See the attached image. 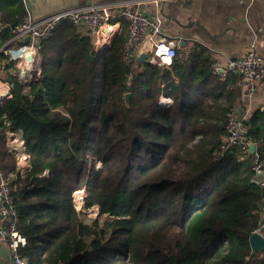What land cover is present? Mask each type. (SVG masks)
<instances>
[{"label": "trees", "instance_id": "16d2710c", "mask_svg": "<svg viewBox=\"0 0 264 264\" xmlns=\"http://www.w3.org/2000/svg\"><path fill=\"white\" fill-rule=\"evenodd\" d=\"M5 2L0 48L27 14ZM125 31L123 23L97 53L91 37L63 20L42 44L41 78L28 86L5 80L13 87L0 109V166L17 175L21 257L26 264H264V251L250 245L264 225L254 157L240 147L214 155L229 112L241 104L240 76L222 81L199 44L169 69L126 64ZM162 96L175 100L167 111ZM246 122L264 162V109ZM8 137L25 143L23 174ZM83 190L86 211L78 212L74 196Z\"/></svg>", "mask_w": 264, "mask_h": 264}, {"label": "built area", "instance_id": "2783aa9c", "mask_svg": "<svg viewBox=\"0 0 264 264\" xmlns=\"http://www.w3.org/2000/svg\"><path fill=\"white\" fill-rule=\"evenodd\" d=\"M163 1L165 0H113L105 4L66 9L45 19H36L31 13H27L22 22L13 30V38L0 48V58L2 55L7 58V62L0 59V109L12 98V86L10 82L4 80L6 75L16 77L26 86L33 80L41 78L40 51L42 44L63 20L75 25L83 36L91 37L94 42V50L97 53L101 52L98 47L106 37V29L122 26L125 23L126 31L122 53L126 64L136 63L137 58L143 53L149 54L147 64L152 65L168 67L175 59L188 61L191 49H181L176 42L166 38L161 32L159 21L149 17L140 8L141 5L147 3L159 6ZM113 34L110 35L109 45L117 36V34ZM147 42L150 43L151 49ZM146 48L150 50H146ZM10 64H12V69L9 70L7 65ZM213 71L222 81H225L231 74L240 76L241 80L237 84L242 90L243 99H251L258 86L264 87V56L257 51L256 38L253 39L249 51L244 56L230 60L225 67L215 63ZM160 104L163 110L169 108L167 104L162 102ZM228 117L227 136L214 153L217 157L226 155L233 147H240L247 151L252 144L244 126L245 115L242 113V116H238L236 110L231 109ZM11 140H15L19 144L15 149L20 157L19 160L25 161L29 165V155L25 150V143L15 138H11ZM18 150L21 154L18 153ZM253 157L255 178L261 177L264 173V162L260 161L257 149ZM18 166L22 174L29 168V166L23 168L19 162ZM16 180L15 173L4 174L0 166V239L8 245L15 264H26L19 253L20 247L25 246L27 240L17 229ZM256 232L264 235V225Z\"/></svg>", "mask_w": 264, "mask_h": 264}, {"label": "crops", "instance_id": "0c3cea01", "mask_svg": "<svg viewBox=\"0 0 264 264\" xmlns=\"http://www.w3.org/2000/svg\"><path fill=\"white\" fill-rule=\"evenodd\" d=\"M29 1L31 9L25 0H6L5 5L13 4V11L25 10L36 19H45L66 9L105 4L113 0ZM140 8L149 17L159 21L162 34L176 42L179 48L192 49L195 44L202 45L213 54L215 63L221 67H225L230 60L244 56L254 38L257 40L258 53L264 56V0H165L159 6L147 3ZM112 29L118 35L122 26ZM106 40L105 38L102 47H99L100 51L105 46H110L106 45ZM147 45L151 49L149 42ZM149 48L146 50H150ZM170 66L161 67L169 69ZM7 77L8 75L4 80ZM174 81L177 83L179 79L174 76ZM239 99L243 107L237 104V115L242 116L243 113L247 120L258 109H264V87L256 91L249 103L245 102L243 95ZM161 102L169 108L175 104V100L164 96L161 97ZM18 153L21 154L20 151ZM28 166L27 162H22L23 168ZM259 180L264 185V173ZM0 264H15L11 250L1 239Z\"/></svg>", "mask_w": 264, "mask_h": 264}, {"label": "water", "instance_id": "95a60500", "mask_svg": "<svg viewBox=\"0 0 264 264\" xmlns=\"http://www.w3.org/2000/svg\"><path fill=\"white\" fill-rule=\"evenodd\" d=\"M27 3V6L31 9V4L29 0H25ZM109 46H105L101 52H104ZM148 58H149V54L148 53H143L141 54L138 58H137V63H148ZM90 61H93V57H90ZM13 87V85H11ZM130 99H131V94H126L125 95V100H126V105H129L130 103ZM1 106V105H0ZM247 122L246 120L244 121V126H246ZM256 149L257 146L255 143H252L248 150H247V154L251 157H253L256 153ZM255 183L257 184H261L260 180H259V176H257V178H255L253 180ZM85 199H86V190L84 191V193L82 195H79V200L82 202H78L79 206H78V211L82 212L84 210V206H85ZM262 207L264 208V205H262ZM250 245L252 248L253 253H259L264 251V235H262L259 232H255L251 238H250Z\"/></svg>", "mask_w": 264, "mask_h": 264}, {"label": "rangeland", "instance_id": "374dc122", "mask_svg": "<svg viewBox=\"0 0 264 264\" xmlns=\"http://www.w3.org/2000/svg\"><path fill=\"white\" fill-rule=\"evenodd\" d=\"M109 40H110V39H108V40H106V41L109 42ZM112 41H113V40H112ZM112 41L110 42V45H111ZM106 45H107V44H106ZM100 46L102 47V44H101ZM100 46H99V47H100ZM99 47H98V49H100ZM259 88H261V87L258 86V87H257V90H258ZM253 95H255V93H254ZM250 100H251V99H246L245 102H246V103H249ZM167 110H168V109H167ZM167 110H165V111H167ZM8 138H9V137H8ZM16 139L19 140L18 138H16ZM17 146H18V144L16 143L15 140H11L10 138L8 139V147H9L13 152H15V149L17 148ZM17 158H18V162H19V164L22 165V161L19 160L20 157H17ZM17 165H18V163H17ZM99 165L101 166V164H99ZM18 168H19V166H18ZM78 193H79V195H82V194L84 193V190L81 191V192H78ZM78 193H76L75 196H74L77 211H78L79 203L82 202V201L79 200ZM78 202H79V203H78ZM84 211H86V210L84 209ZM78 212H79V211H78ZM80 212H81V211H80ZM89 213H90V215H91L92 217L97 216V213H96V212H93L92 210H89Z\"/></svg>", "mask_w": 264, "mask_h": 264}, {"label": "bare ground", "instance_id": "6f19581e", "mask_svg": "<svg viewBox=\"0 0 264 264\" xmlns=\"http://www.w3.org/2000/svg\"><path fill=\"white\" fill-rule=\"evenodd\" d=\"M116 29H117V28H116ZM114 32H115V29H112V30H111V29H106V31H105L106 37H105V38H106L107 40L110 39V35L113 34ZM108 43H109V42L106 41V44H108ZM99 51H100V50H99Z\"/></svg>", "mask_w": 264, "mask_h": 264}]
</instances>
